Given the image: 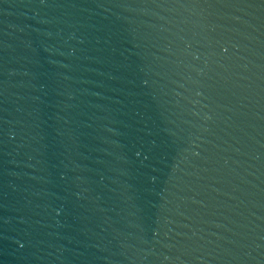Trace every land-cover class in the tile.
Segmentation results:
<instances>
[{
    "label": "water",
    "instance_id": "1",
    "mask_svg": "<svg viewBox=\"0 0 264 264\" xmlns=\"http://www.w3.org/2000/svg\"><path fill=\"white\" fill-rule=\"evenodd\" d=\"M0 264H264V0H0Z\"/></svg>",
    "mask_w": 264,
    "mask_h": 264
}]
</instances>
